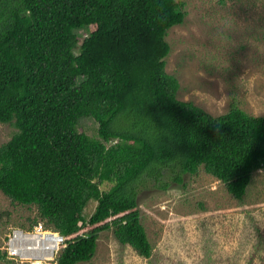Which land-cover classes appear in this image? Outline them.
<instances>
[{
	"label": "trees",
	"instance_id": "obj_1",
	"mask_svg": "<svg viewBox=\"0 0 264 264\" xmlns=\"http://www.w3.org/2000/svg\"><path fill=\"white\" fill-rule=\"evenodd\" d=\"M186 16L179 0H0V124L16 128L0 144V191L37 208L30 229L65 237L57 264L91 261L108 231L150 258L148 184L203 167L241 201L264 170V116L236 98L219 116L178 98L167 38Z\"/></svg>",
	"mask_w": 264,
	"mask_h": 264
},
{
	"label": "rangeland",
	"instance_id": "obj_2",
	"mask_svg": "<svg viewBox=\"0 0 264 264\" xmlns=\"http://www.w3.org/2000/svg\"><path fill=\"white\" fill-rule=\"evenodd\" d=\"M179 1L187 16L167 38V72L180 82L178 98L214 116L226 113L236 98L249 114L264 116V0ZM83 124L95 135L96 124ZM15 131L0 124V144ZM111 185L104 183L102 189ZM138 202L153 255L145 258L131 246H121L108 231L100 236L95 257L79 264H264V170L254 174L241 201L201 167L168 189L144 186ZM96 205L89 204L88 217ZM36 217V207L14 204L0 191V254L8 235L31 230ZM50 230L46 236L55 243L58 232ZM22 245L29 242L24 239ZM62 248L47 264H57ZM0 264L22 261L6 258Z\"/></svg>",
	"mask_w": 264,
	"mask_h": 264
},
{
	"label": "built area",
	"instance_id": "obj_3",
	"mask_svg": "<svg viewBox=\"0 0 264 264\" xmlns=\"http://www.w3.org/2000/svg\"><path fill=\"white\" fill-rule=\"evenodd\" d=\"M50 232L42 223L35 226L32 231L14 230L11 235H8L4 250L9 259L16 262L21 260L22 264H47V261L54 258L56 251L60 246H64L65 242V237L60 234L57 236L59 240L56 243L54 240H49L46 235ZM24 239L29 242L28 246L22 245Z\"/></svg>",
	"mask_w": 264,
	"mask_h": 264
},
{
	"label": "clouds",
	"instance_id": "obj_4",
	"mask_svg": "<svg viewBox=\"0 0 264 264\" xmlns=\"http://www.w3.org/2000/svg\"><path fill=\"white\" fill-rule=\"evenodd\" d=\"M39 223H42L43 226H45V224H44L43 222H38L37 224L34 225V227L37 226ZM34 227H33L31 230H26V231H32V230L34 229ZM45 229H46V230H50V229H48V228H46V227H45ZM24 230H25V229H24ZM50 231H51V230H50ZM51 232H52V231H51ZM58 234H60V233L58 232ZM60 235H62V234H60ZM62 236H63V235H62ZM7 238H8V237H7ZM6 241H7V240H6ZM4 246H5V245H4ZM3 249H4V247H3ZM4 253H6V256H7V252H6L5 250H4ZM7 259H8V256H7Z\"/></svg>",
	"mask_w": 264,
	"mask_h": 264
},
{
	"label": "bare ground",
	"instance_id": "obj_5",
	"mask_svg": "<svg viewBox=\"0 0 264 264\" xmlns=\"http://www.w3.org/2000/svg\"><path fill=\"white\" fill-rule=\"evenodd\" d=\"M55 243H56V241H55ZM56 246H57V244H56Z\"/></svg>",
	"mask_w": 264,
	"mask_h": 264
}]
</instances>
